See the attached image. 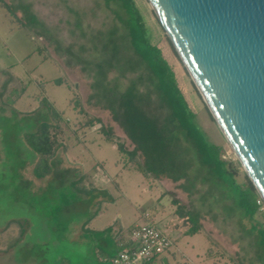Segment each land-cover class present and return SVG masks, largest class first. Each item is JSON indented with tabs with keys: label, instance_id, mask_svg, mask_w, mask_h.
I'll return each mask as SVG.
<instances>
[{
	"label": "rangeland",
	"instance_id": "obj_1",
	"mask_svg": "<svg viewBox=\"0 0 264 264\" xmlns=\"http://www.w3.org/2000/svg\"><path fill=\"white\" fill-rule=\"evenodd\" d=\"M22 1L30 5L32 14L62 48L73 45L75 53L84 40L78 30H73L75 17L71 11L80 15L85 33L107 28L113 20L103 0ZM133 1L149 29L152 44L161 50L179 82L178 74L182 75L187 93L196 95L195 105L189 101V106L194 110L191 113L198 130L206 143L221 149L220 158L230 164L235 183L245 184L248 179L243 168L211 118L148 1ZM1 2L15 4L16 0H0V264H89L92 259L87 256L92 250V241L87 238L86 229L100 231L109 227L114 240H130L131 228L148 224L143 213L156 218L152 225L171 241V254H164L169 264L184 261L188 264H264L261 200L257 201L260 209L252 218L245 217L244 211L232 204L233 193L230 202L226 198L228 193L213 190L212 183L210 186L197 183L191 196L186 192L177 196L168 188L169 195L160 198L161 191L166 189L161 185L165 172L154 175L127 162L126 154L118 147L131 150L132 146L111 120L110 113L91 100V79L81 69L82 65H67L63 52L55 51L54 44L31 30L21 28ZM16 15L19 17L20 12ZM125 84L126 81L119 82L121 86ZM37 120L49 124L51 133L61 143L49 160L52 185L48 194L57 187L62 188L68 199L62 208V217H49L50 206L57 204L56 194L50 195V206H45L48 189L43 190L49 184L50 175L42 181H35L32 175L40 157L26 146L24 135L35 132L36 127L30 128V124ZM89 121H92L90 126ZM101 127L109 132L112 141L101 133ZM191 181L184 182L187 190ZM221 197L228 199L229 207L225 208ZM173 201L179 204L174 205ZM219 203L222 204L219 206ZM179 207L185 212L195 209L208 218H216L212 229L226 233L232 244V255L223 254L214 241L203 239V232L184 233L192 225L185 223V217L181 221L178 216L176 220L173 218ZM91 215L95 216L84 225ZM167 222L171 226H165ZM205 227L210 233V226ZM199 250L203 263L196 258Z\"/></svg>",
	"mask_w": 264,
	"mask_h": 264
},
{
	"label": "trees",
	"instance_id": "obj_2",
	"mask_svg": "<svg viewBox=\"0 0 264 264\" xmlns=\"http://www.w3.org/2000/svg\"><path fill=\"white\" fill-rule=\"evenodd\" d=\"M103 1L113 17L110 26L104 29L85 33L80 15L71 11L75 17L73 30H78L84 40L78 46V53L72 51L73 45L62 48L49 29L32 14L28 3L16 0L15 4L1 2V5L21 28L31 30L36 36L54 44L55 51L63 52L67 57V65H82L81 69L91 79V100L94 99L96 106L110 113L111 120L118 125L132 146L131 150L121 145L118 147V150L126 154L125 159L130 165L143 167L154 175L165 172L162 178L173 182L182 181L181 188L188 196L193 195L197 183L209 186L212 183L213 190L228 193L226 198L229 200L234 195L233 202H230L244 211L245 217L253 218L260 209L258 194L249 180L243 185H237L230 164L220 158V148L206 143L176 86L171 68L157 46L152 44L149 29L134 1ZM17 11L20 12L19 17ZM111 74L113 77H110ZM120 81H126V84L121 86ZM91 124L92 121H89L87 125ZM33 126L36 127L35 132L26 133L24 140L26 146L40 157L32 170L34 180L42 181L46 175H50L49 184L43 190L45 192L52 185L49 160L61 143L57 142L51 133L52 127L46 122L33 121L30 128ZM100 131L112 141L109 132L103 128ZM190 173L192 175L189 177ZM189 181L190 187L187 190L184 182ZM30 185L33 186L32 181ZM61 190V187H57L51 193L52 197L54 194L58 197L57 204L52 206L49 205L52 199L51 194H48L49 189L45 192V206L51 207V218L57 215L62 217V208L68 204ZM221 199L225 200V208L229 207L226 202L228 199ZM176 212L179 217L186 216L185 223L192 225L186 233H194L195 211L185 212L179 207ZM85 232L92 241V250L87 256V259H92L89 264H112L111 260L118 252L130 251L136 246L129 239L115 241L109 227L101 231L86 229ZM261 235L264 237V230ZM101 256L106 258L104 262L97 260ZM161 256L145 264H163Z\"/></svg>",
	"mask_w": 264,
	"mask_h": 264
},
{
	"label": "water",
	"instance_id": "obj_3",
	"mask_svg": "<svg viewBox=\"0 0 264 264\" xmlns=\"http://www.w3.org/2000/svg\"><path fill=\"white\" fill-rule=\"evenodd\" d=\"M147 1L264 203V0Z\"/></svg>",
	"mask_w": 264,
	"mask_h": 264
},
{
	"label": "crops",
	"instance_id": "obj_4",
	"mask_svg": "<svg viewBox=\"0 0 264 264\" xmlns=\"http://www.w3.org/2000/svg\"><path fill=\"white\" fill-rule=\"evenodd\" d=\"M158 48V47H157ZM159 49V48H158ZM160 50V49H159ZM160 52H161V50H160ZM161 54H162V52H161ZM162 56H163V54H162ZM164 57V56H163ZM165 58V57H164ZM166 60V59H165ZM166 62H167V60H166ZM170 67V66H169ZM173 69V68H172ZM172 72H173V70H172ZM173 75H174V79H175V82H176V86H177V88H178V90H179V92H180V94L182 95V98L184 99V101H185V103H186V105H187V107H188V109H189V111L190 112H192V111H194L189 105H190V103H189V101L193 104V106L195 105V96L196 95H194L193 93H190L189 91H188V93H187V91H186V88H184L185 87V85H184V83H183V79H182V75L181 74H178V76H180V82L178 81V79H177V74L175 73H173ZM197 98V97H196ZM211 116V115H210ZM212 118V117H211ZM220 151H221V149H220ZM154 181H156V180H154ZM159 183H160V181H159ZM161 185H162V188H165L166 187V189H165V191L166 190H169L168 188H170V190L172 191V192H174V193H176L177 194V196L179 195V194H184L185 192L182 190V188H181V185H182V181H177V182H173V181H171L170 179H168V178H164V179H162V181H161ZM164 185H165V187H164ZM163 190V189H162ZM161 191V194H160V198H163L165 195H169L168 193H169V191ZM195 191H196V189H195ZM193 193V192H192ZM195 193V192H194ZM193 193V194H194ZM187 196H188V193L186 192L185 193ZM172 194H170V196H171ZM192 195V194H191ZM172 204H179V203H177V202H175V201H173V203ZM193 208H195V206L193 207ZM193 211H195V213H196V218H195V221H194V224L196 225L195 226V234H197V233H204V236H203V239H206V238H208V239H210V240H212V241H214L220 248H221V251H222V253L223 254H227V253H229V254H231L230 252H232V244L228 241V236L226 235V233H224L223 232V230L221 231V230H216L215 231V229H212L213 228V226L215 227L216 225H215V223H216V221H217V219L215 218L214 220L211 218V217H207L206 215H203L201 212H199V210H195V209H192ZM148 211V210H147ZM147 216V213H143V218L146 220V221H148V225H150V226H152V227H154L152 224H154V222L153 221H155L156 220V218H154L153 216H152V214H150V216H152V218H150V217H146ZM95 215H93V217H94ZM177 214L174 212L173 213V218H175V220L177 219ZM186 219H187V217L186 216H184ZM184 217H180V220H178V221H181V219H183V220H185V218ZM207 219H206V218ZM178 218H179V216H178ZM169 219H171V218H169ZM172 221H173V219H171ZM206 223H208V224H206ZM171 224L172 223H169V222H167V223H165V226H171ZM182 224V223H181ZM155 225V224H154ZM206 225H209L210 226V233L209 232H207V230L208 229H206ZM227 226V224H225L224 225V228L223 229H225V227ZM135 227V226H134ZM154 228H156V226L154 227ZM131 229H133V228H131ZM157 229V228H156ZM103 230V229H102ZM99 231V230H98ZM101 231V230H100ZM132 231V230H131ZM173 233H174V231H173ZM184 233H186V231L184 232ZM183 233V234H184ZM114 238V237H113ZM116 241V240H115ZM229 248H231V249H229ZM201 249V248H200ZM229 250V251H228ZM231 250V251H230ZM166 253V252H165ZM164 253V254H165ZM164 254L161 256V258H160V260H161V262L163 263V264H169L168 263V259H166L165 257H164ZM167 254H171V253H169V252H167ZM207 254V253H206ZM205 254V255H206ZM209 255L208 256H210V253H208ZM232 255V254H231ZM102 258L104 257V256H101ZM196 258L198 259V260H200L201 261V263H203V261H205V260H203V257H202V252L199 250V252H197V254H196ZM102 260H104L105 261V259H102ZM102 260H99L98 259V261H101V262H104V261H102ZM163 260L165 261V262H163ZM174 260V259H173ZM256 264H258L257 262H255ZM180 264H188L187 262H182V263H180Z\"/></svg>",
	"mask_w": 264,
	"mask_h": 264
},
{
	"label": "built area",
	"instance_id": "obj_5",
	"mask_svg": "<svg viewBox=\"0 0 264 264\" xmlns=\"http://www.w3.org/2000/svg\"><path fill=\"white\" fill-rule=\"evenodd\" d=\"M130 241L136 244L134 249L118 252L111 260L112 264H145L152 258L163 255L172 245L163 233L148 224L133 229Z\"/></svg>",
	"mask_w": 264,
	"mask_h": 264
}]
</instances>
